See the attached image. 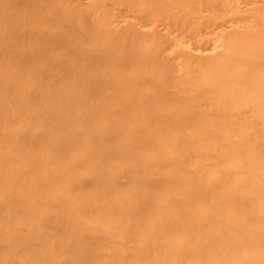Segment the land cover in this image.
<instances>
[{
  "label": "bare ground",
  "instance_id": "1",
  "mask_svg": "<svg viewBox=\"0 0 264 264\" xmlns=\"http://www.w3.org/2000/svg\"><path fill=\"white\" fill-rule=\"evenodd\" d=\"M90 1L0 0V255L264 264V0Z\"/></svg>",
  "mask_w": 264,
  "mask_h": 264
},
{
  "label": "rangeland",
  "instance_id": "2",
  "mask_svg": "<svg viewBox=\"0 0 264 264\" xmlns=\"http://www.w3.org/2000/svg\"><path fill=\"white\" fill-rule=\"evenodd\" d=\"M84 1H87L86 4L83 2V3H84V6H86L87 3L89 4V2H91L90 0H84ZM88 1H89V2H88ZM108 6L111 7V9H110L111 11H113V12L115 11V6H114L112 3H109ZM86 7H87V6H86ZM86 7H85V8H86ZM114 19H115V18H113L112 21H114ZM119 22H120V21H118V20L115 19V22L113 23V24H114L113 26H115V25H116L117 23H119ZM123 23H124V21H123ZM121 24H122V22H120V23L118 24V26H120ZM118 26H116V28H117ZM232 226H233V225H232ZM234 227H235V225H234ZM231 228H233V227H231ZM76 239H77V240H80V238H79V239L76 238ZM70 240H71V241H74L72 238H71ZM244 240H245V239H244ZM244 240H243V241H244ZM81 241H82V239H81ZM86 241H87V240H85V243H86ZM128 241H129V240H128ZM128 241L125 240V241H123V242H124V243L127 242V243H126V245H127V244L131 243V242H128ZM131 241H132V244H133V243H134L133 239H132ZM245 241H248V240H245ZM245 241H244V242H245ZM79 242H80V241H79ZM241 242H242V241H241ZM248 242H249V241H248ZM248 242H246V244H245L246 246H247ZM87 243H88V242H87ZM104 243H105V242H104ZM83 244H84V242H83ZM250 244H251V243H249L248 245H250ZM126 245H125V246H126ZM129 245H130V244H129ZM241 245H242V244H241ZM243 245H244V244H243ZM243 245H242V246H243ZM245 245H244V246H245ZM127 247H128V246H127ZM57 252H58V251H57ZM54 253H56V252H54ZM54 253H53L54 256H53V255H47V254H45L46 256H45V255H41V254H43V253L39 254L40 256H38V254H37V256H34V255H36V254H34V255L31 254V255H30V253H29V255H30L31 257H30L28 254H27L28 257H27V256L24 257V255H26V254H22L23 257H20V256H19L21 259H19V257L14 256V255H13L14 257H13V258L11 257V258L14 259V258L16 257L17 259H19V260H21V261H23V259L25 258V261H24L25 263H24V264H28V263H29V264H32V260H35V261L33 262V264H34V263L36 264V262H37L36 260H38V262H39V261H43V262H41L40 264H42V263L45 264L46 262H47L46 264H54V263H55V264H58V262H59V264H71V261H72V263L74 264V263H75V262H74V261H75V258H79V257L81 256V258H79L78 260H81V259H82V261H84L85 264H92V263H89V262L86 263L89 259H91V258H90L91 256L89 257V253H87L88 255H84V254H86V253H78L79 256L75 255V256H77V257H74V252H73V253H72V252H69V253H65V252H61V253H60V252H58V254H57V253H56V254L59 255V257H57V255H55ZM61 254H63V255H62V257L60 258V255H61ZM66 254H67V255H66ZM68 254H69V255H68ZM75 254H76V252H75ZM99 254H100V253H99ZM102 254H103V253H102ZM110 254H111V253H109V254L104 253V255H105L104 258H103L104 255L102 256V255L100 254V255L102 256L103 259H101V257H100L99 260L102 261V263H101V262L99 263V261H97V260H98V256H100V255L97 256V254H95V256H97V258H96V260H95L94 262H96V261L98 262V263H95V264H103V263H104L103 261H104V260H107L106 257L110 256ZM91 255H92V254H91ZM106 255H107V256H106ZM0 256H1V257H0V261L2 260V264H8V262H9V264H10V262H11V264H12V263L15 262V261L9 259L10 256H11V255H9V254H7V255H6V254H5V255H2V254H1ZM3 256H4V257H3ZM55 256H56V260H55ZM95 256L93 255V257H95ZM112 256H114V254H112ZM110 257H111V256H110ZM58 258H59V259H58ZM73 258H74V261H73ZM114 258H115V257H114ZM114 258L111 257V259H113V260H114ZM126 258H128V256H127ZM126 258H124V259H126ZM8 259H9V260H8ZM28 259L31 260V261H28ZM92 259L94 260V258H92ZM111 259L109 258V260L105 261L106 264H109ZM115 259H116V264H118V262H119L120 264H126V262H125L121 257H119V256H116ZM15 260H16V259H15ZM44 260H45V262H44ZM59 260H60V261H59ZM78 260L76 261L77 263H75V264H83V263H84V262L82 263L81 261L79 262ZM128 260H129V258L126 259V261H128ZM12 261H13V262H12ZM21 261H20V262H21ZM54 261H55V262H54ZM56 261H57V262H56ZM16 262H18V264H20L18 260H17ZM27 262H28V263H27ZM38 262H37V263H38ZM63 262H64V263H63ZM78 262H79V263H78ZM108 262H109V263H108ZM0 263H1V262H0ZM14 264H17V263H14ZM22 264H23V262H22ZM38 264H39V263H38ZM111 264H114V263L112 262Z\"/></svg>",
  "mask_w": 264,
  "mask_h": 264
}]
</instances>
